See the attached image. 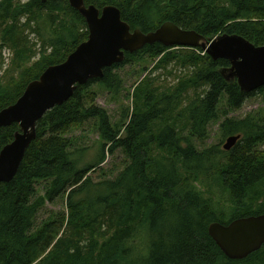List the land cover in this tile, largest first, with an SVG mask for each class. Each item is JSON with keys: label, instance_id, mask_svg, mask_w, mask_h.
Masks as SVG:
<instances>
[{"label": "trees", "instance_id": "1", "mask_svg": "<svg viewBox=\"0 0 264 264\" xmlns=\"http://www.w3.org/2000/svg\"><path fill=\"white\" fill-rule=\"evenodd\" d=\"M84 1L99 9L116 6L131 29L144 33L170 20L206 38L224 32L264 44V0H170L165 6L159 0ZM147 6L157 7L154 26L145 20ZM45 19L55 37L42 34L39 24ZM30 33L39 40L38 50ZM87 35L84 18L67 0H0V67L3 47L12 50L11 65L5 79L0 78V109L13 103L47 66L64 61ZM152 55L160 58L137 86L121 133L88 89L94 83L109 91L120 89L122 80L114 70ZM172 66L179 71L178 81L161 86L165 79L156 72L173 71ZM228 66L227 60H212L199 48L149 44L125 53L121 63L103 70L101 79L77 85L66 102L48 110L36 123V137L16 175L0 183V264H264V244L246 258L231 260L207 232L213 221L264 213V204L252 206L255 190L264 187V159L255 152L264 141V119L225 117L223 136H240L229 151L195 144V138L206 136L221 104L237 109L248 96L264 91L262 86L242 92L220 72ZM179 97L187 100L184 115L173 116L182 102ZM90 120H96L103 156L79 167L70 158L71 141L64 133ZM18 129L16 123L0 127V149ZM115 148L123 150L128 164L114 179L92 181L89 171L103 161L106 149L112 153ZM201 178H211L226 193L231 212L225 220L220 216L225 212L200 189ZM39 182L46 185L41 198L36 197ZM60 195H66V217L34 230L42 202Z\"/></svg>", "mask_w": 264, "mask_h": 264}, {"label": "water", "instance_id": "2", "mask_svg": "<svg viewBox=\"0 0 264 264\" xmlns=\"http://www.w3.org/2000/svg\"><path fill=\"white\" fill-rule=\"evenodd\" d=\"M67 2L84 18L87 38L64 61L47 66L27 83L13 103L0 109V127L13 123L19 127L12 140L0 149V183H8L16 175L27 148L36 137V123L48 110L66 102L77 85L101 79L105 68L122 62L125 53L132 54L145 45L199 48L212 60L229 62L220 72L226 80H235L242 92L249 94L264 86V44L257 46L238 34L221 33L206 38L170 20L143 33L138 28L131 29L114 5L99 9L93 4L86 6L84 0ZM238 138V135L228 137L223 150L229 151ZM207 232L225 257L241 260L264 244V213L236 217L227 223L213 221Z\"/></svg>", "mask_w": 264, "mask_h": 264}, {"label": "rangeland", "instance_id": "3", "mask_svg": "<svg viewBox=\"0 0 264 264\" xmlns=\"http://www.w3.org/2000/svg\"><path fill=\"white\" fill-rule=\"evenodd\" d=\"M27 0H21V2H26ZM170 0H159L161 6H165ZM226 2V0H223ZM157 7L153 9L147 6L146 21L150 25H156L159 14L157 13ZM42 34L46 39L56 36L52 32L50 23L43 20L40 24ZM224 33V32H221ZM219 33V34H221ZM32 41L36 43V49H39L40 43L38 38L34 33H30ZM50 52V49H48ZM1 55L3 58L2 66L0 67V78L4 76L5 71L11 65L12 60V50L10 48L3 47L1 50ZM36 55L35 59H37ZM159 56H140L129 63L123 65L122 67L114 70L122 80V87L115 91H109L104 89V87L99 83L92 84L88 91L95 92L96 98L94 104L102 109H104L110 119L111 125L115 129H120L121 133L125 129L126 120H123L124 114L132 111L135 103V90L140 82L147 76V72L151 70L157 61ZM166 70H158L156 72L157 76L160 75V80H164L160 85L174 84L178 81L179 71L171 67ZM3 79H5L3 77ZM250 94V93H249ZM188 96H193V91L187 93ZM186 98V97H185ZM179 97L180 101L177 104L176 113L184 115V110L187 105V100ZM226 112V113H225ZM251 115L250 118L256 120L264 119V91L262 93H256L255 95L248 96L240 108L229 110L220 105L218 113L213 121L208 124L207 134L204 138H195V144L199 149L204 147H209L212 145H218L219 149L222 150V145L227 137L223 136V131L221 129V123L225 120V117L232 119H244L247 115ZM123 120V121H122ZM96 120H90L88 123L84 122L81 125H72L65 133L64 136L71 141L69 148L70 158L77 160L79 162V167L88 166L92 162H99V158L103 155L101 153L102 140L99 138L98 128L96 126ZM188 126L185 127L184 133H188ZM110 146V144H108ZM256 156L264 159V141H260L256 146ZM128 164V159L124 152L120 148H115L111 153L107 149L104 154L103 161L94 169L90 170L88 175L91 177L92 181L98 182L107 179H114L117 175L125 168ZM200 189L207 198H212L215 203V208L223 210L224 215L220 216L225 220L230 212L229 208L231 204L227 201L228 197L226 193H221L220 190L213 184L211 178H201ZM46 191V185L43 182L36 184V197H44ZM253 198V199H252ZM251 199L253 200L252 206L257 207L260 204H264V187H258ZM66 195H60L53 202H48L44 200L35 216L34 230L39 229L43 224L47 222H53L57 218L64 215L66 217ZM135 244L138 246V241ZM143 245V244H141Z\"/></svg>", "mask_w": 264, "mask_h": 264}, {"label": "bare ground", "instance_id": "4", "mask_svg": "<svg viewBox=\"0 0 264 264\" xmlns=\"http://www.w3.org/2000/svg\"><path fill=\"white\" fill-rule=\"evenodd\" d=\"M149 32H150V31H149ZM143 33H144V32H143ZM146 33H148V32H146ZM120 63H121V62H120ZM118 64H119V63H118ZM231 136H237V135H231ZM231 136H228V137H231ZM238 136H239V135H238ZM228 137H227V138H228ZM239 137H240V136H239ZM227 138H226V139H227ZM238 139H239V138H238ZM238 139H237V141H238ZM237 141H236V143H237ZM236 143H235V144H236Z\"/></svg>", "mask_w": 264, "mask_h": 264}]
</instances>
